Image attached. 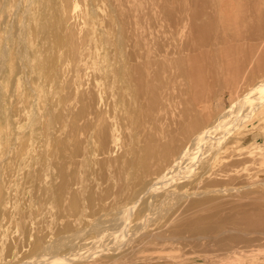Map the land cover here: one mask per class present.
Returning <instances> with one entry per match:
<instances>
[{
    "label": "rangeland",
    "instance_id": "rangeland-1",
    "mask_svg": "<svg viewBox=\"0 0 264 264\" xmlns=\"http://www.w3.org/2000/svg\"><path fill=\"white\" fill-rule=\"evenodd\" d=\"M16 1H18V3L20 1V4H22L23 7L21 6L19 8ZM16 1L15 5L10 3H7L5 5L0 4V61L3 60L4 62H6V64L4 63V66H2L5 68V70L4 68L0 69V71L4 70L6 72V74L4 71L0 72V96L3 95V107L0 110V153L4 149H6L9 144H16V150H13V154H11V158L8 160V166L13 169L12 180L16 181H18L17 179L22 174L19 164L23 158L29 163V168L27 170L31 172L34 170L33 172L37 173L40 165H37L39 160L40 162H43L42 160L45 161V159H52L53 162H58L61 160L59 158L65 159L63 156V152L70 153L74 150V142H72L71 139V142L67 141L69 140V136L73 134L72 126L76 121L75 116L78 110V108H76L77 110L73 109L72 104L75 106L77 102H79V93H81L85 89H88L86 91L88 93V96H93L91 94L94 93L93 91L89 93V88H91L90 84L91 86L95 87L96 84L99 83L100 79L99 81L98 79L96 80L90 72L92 71L93 67H95V64L96 66H104V64L106 63L103 57L98 58L96 55L98 54V52H100L101 44L106 42V40L104 38L102 39L96 33H90L89 35L85 30L82 29L83 25H86V30H89L91 32H96L101 28H107L106 30L111 34L113 44L116 43V45H118L117 49L119 54H127V56L124 58L125 60H127L125 61V63L130 62L129 65L131 64L133 66L137 63H140L141 61H144L142 60L143 58L141 56H143L144 54V56H146L147 53H149L152 58L156 56L155 59L153 58L156 61V53H158V56H160V58H158L156 61L157 69L155 70H160L161 63L163 65V62H161L162 59L163 61L167 62L169 58L167 64L170 60L171 62L173 61L172 59L177 56V54L175 53V49H178L179 51L177 52L181 53V50L185 49V46H187V50H189L191 49V45L195 44L198 39L197 38L196 41L194 40V43L191 41L192 38L194 39L196 38V36L194 37L192 35L191 37V35L188 33L189 26L181 27L182 24H178L176 26L174 25L176 28V30H174L175 28L173 26H169L168 19H165L163 21L164 15L162 16V13L165 10L163 6L171 3H173L174 5H180L179 3H181L182 0H179L180 2L176 0V2L178 3H176L175 0L54 1L56 4L63 5V10L65 6H70L71 3H77L79 5L82 11L78 15L79 17H77L76 14L72 12L68 23L65 22L63 13L57 12V10L53 8L52 4L48 3L49 7L48 5H46V9L45 5H43L42 3H33L34 5L32 4L30 6L31 8L29 7V12H27L29 14H26V9L22 3V1L24 2V0ZM169 1H171V3ZM233 1L234 3L231 4V8H237L240 5V0ZM16 6L20 11L16 10ZM30 11L33 13L31 14ZM124 14L126 16H124ZM103 15L107 17L105 18V20ZM83 16L86 18V20L83 19ZM101 16H103L102 19L104 20V22L101 19ZM123 16L124 18L126 17L125 20L127 21L124 22V24L123 21L125 20H122L124 19ZM150 16H153V18ZM117 18L118 20L119 18L121 19L122 24L117 20ZM165 18H167L166 15ZM105 21H108L109 24ZM43 23L44 27L46 26V30H43L41 28L43 27ZM116 23L120 24V26H118ZM39 24L41 29L39 27L37 28ZM105 24L107 26H105ZM230 24L231 23H229L228 25ZM128 25L130 28L127 27ZM25 26L27 27L25 31V38H28L26 39L27 42L25 41V44L27 43L26 48L28 49L27 52H29V54H27L28 56H30L28 57L30 58V60L28 59L27 61H24L21 55H19L21 50L19 48V45L21 46L19 41L21 42L20 39L22 36L21 27H23L24 30ZM117 27H120V35L118 30L119 28ZM167 28H169L170 30L168 29L167 31ZM230 28L232 30L235 29L236 31L243 30V27L238 24H232L230 25ZM131 29H133V31H131ZM123 30H125L126 34L122 33ZM213 32L216 33H212L213 36L219 33V31L218 33L216 31ZM173 33L176 34L174 35ZM189 35V42L192 44L187 43ZM129 36L133 39L135 38L134 41L132 40L133 43H129V41H131V38ZM48 37L49 40H47ZM71 37L77 40H81L85 43H88L90 41L89 43H94V46L98 48V52H94L92 58H90V60L88 61L87 70L81 74L77 73L76 70H74L76 69V64L75 62H73L72 57L67 54V44L69 43ZM125 38L127 39V41ZM214 38L211 44L214 43L213 46L215 49L217 48L216 52L218 53L213 54L211 57L208 56V58L197 60L198 62L194 59L195 63L193 65L196 67V70L192 74L180 77L177 75L178 77H176L175 74L177 73V71L175 70V74L172 73L174 72L175 68H172L174 64L170 63V65H172L170 66L168 64V67L172 68L168 70H171L169 75L170 77L167 76L166 78L165 75H167L168 71L166 73L164 71L166 68H163V70L161 69L160 72L163 76L160 75L159 80L161 79L162 85L165 81V84H167L166 87L164 84L163 87L165 88H163V91H160L163 97V105L168 110V113L171 114V111H173L176 107H178L180 103H182L181 100L183 99V97H186L184 93L188 90L190 97H210L212 98V105L215 109L217 108V110L227 112V114H230L231 116L235 114L234 117L236 119V122H239V125L237 127L228 125L227 129L223 130L224 133L217 135L209 145L200 147L201 149L198 150V153H209L214 156L223 157L225 163L228 166V170L230 169L229 171L225 170L226 172H228V174L235 173V177H237V175H241L242 177L247 179L246 181L242 182L241 179L238 180L237 178V180L232 181L231 184L229 183L228 185H218L220 187L218 189L224 188L221 190H225L226 188V192L223 194L228 193L233 198L242 196L240 199L250 198V200L254 197H264V98L258 97L256 99V102L254 98H251V100L253 101H248V103L246 102L248 108L247 105H245L246 108L243 105V111L241 110L243 107L240 108V106H242L241 103L239 105V100L237 101V95L240 93L238 91H240L242 87L244 91H247L248 88L257 84L260 76L264 75L262 73V75H256V79L255 77H252L247 81L241 82L237 70V66L242 62L241 55H237V52L235 51L236 49L229 48V43H227L228 46L225 45L226 43H224V45H219V43H216ZM199 39L197 44L199 42L201 44L202 40L200 41ZM119 40L121 41L119 42ZM138 40L141 41L140 44H144L142 45L143 49L140 47L141 45L139 44ZM184 43L185 46H183ZM127 44H129L128 47L130 46L132 47V49L130 47L128 48ZM158 44L164 46L162 47L160 45L159 47H162V53L165 52V55H163V57L160 55V51H158ZM186 44L190 45V48H188V45ZM132 45L135 47H133ZM217 45L219 46L216 47ZM61 46L67 47H65V49L61 51L59 50V47ZM120 46L121 48L119 49L118 47ZM194 46L196 47V44ZM194 46L193 48H195ZM211 46L205 48L211 50ZM5 47L6 50L4 49ZM39 48L40 52H37ZM135 48L137 49V52L139 51L138 54L136 53ZM163 48L165 51H163ZM193 48L191 50L192 52L195 50H193ZM3 49V52H6V58L4 57V53L2 52ZM35 49L37 51H35ZM130 49L133 52L131 53L132 55L129 53L131 52ZM218 49L220 50L218 51ZM31 50L33 52L35 51V53L33 54ZM172 51L173 57L171 55L172 59H170L169 53ZM191 51H188V53L185 54H189V52L191 53ZM134 53V62H132V59L130 58V56H128V54H130L132 57ZM167 54L169 55V57ZM191 54L193 55L194 53ZM20 57L21 63L19 61ZM165 57L168 58L165 59ZM135 60L137 61V63H135ZM139 60L140 62H138ZM158 60L160 64L158 63ZM97 61H99L100 63H97ZM261 61L262 62H258L260 63L259 66L262 64L264 66V59ZM190 62V64L192 65V61ZM17 63L19 64V66ZM131 65L129 66L130 68H132ZM158 66L160 67L158 68ZM6 67L8 70L6 69ZM19 67H21L20 70L22 68L23 70L19 71ZM25 67V70L28 69L27 72L24 71ZM63 67L65 68L64 70ZM156 67L155 63L154 66L151 65V67L149 68L150 73H152V70ZM71 69L75 72H73ZM171 73L173 76L171 75ZM72 74L73 76L71 77ZM74 75L75 77H77L75 78ZM71 78L72 80H70ZM149 78H152L151 80H153V77L150 76ZM236 79H238V81H236ZM159 80L157 82H159ZM94 81L96 82L95 84ZM239 82L241 83L238 84ZM243 82L244 84L242 85ZM12 84L13 88L15 87L14 89L12 88L13 90L11 89ZM162 85L159 84V86L161 87ZM67 87H73L74 89L70 88L72 91H69V88ZM232 87L239 88L235 92L236 89L233 91L234 88L232 89ZM78 90L80 91L77 92ZM244 91L241 92L243 93ZM97 92L98 88L96 91V95L98 96L100 94L99 97H101L104 93L102 89H99V93ZM127 92H129L128 96H126ZM127 92H125V98L127 99L125 100L127 101V104H125L126 101L122 102L116 110L114 109V112L109 108L108 104L105 103L100 104L99 108L96 111L97 120L105 124L107 129H114V127L117 128V135L119 140L117 141V148L115 149V152H109V149L107 148L106 151L109 153V155L107 154L105 158L102 159V162L98 163L95 161L96 145L93 138L89 137L87 144L82 146V149L84 150V162L80 165L79 168L80 171L84 174L82 190L85 193V196H83V199H85L88 194H93V198L96 202V207L98 208H89L86 210H83V208L78 209L75 205L70 206V203H68L67 201L66 204L68 203V205H66L63 201L58 202L57 200L56 203L54 202L55 200H51V202L48 200L41 202L39 200L38 193H34V188H31L30 190H28L29 194L27 193L25 196H23V202L21 201L18 204V208L14 213H10L6 217L0 218V264H54L56 262L55 260H71L72 256L80 254V252L84 250L83 248L85 245L82 244V242H79L78 239L73 238L75 236V233L72 232L74 231V229L79 228L85 230L87 232V235L85 234V238L88 239V241H96V239L98 238H102V240L104 241L107 237V229L104 228V231L102 233L93 232L90 230V223L92 224V222L96 220H106L107 217H111L117 214L118 211L122 208H126L127 210H129L128 212H126V215L130 217V220L133 219V214L139 212V208L142 207L143 200L147 197L145 193H143L144 191L147 192V180H142L141 173L137 170L129 169L126 171V173L122 174L118 162L116 161V158L123 152L122 147L125 144L126 140L128 141L129 139H132L133 142H137L139 137L135 118L138 114L136 112L138 110V105L141 102V98L135 87H132ZM233 92H235V96L233 95ZM242 93L239 95H242ZM115 94L116 93H113L114 96ZM49 97L50 99H48ZM3 98L5 99L3 100ZM65 99H67L68 101H66ZM35 100L36 103H34ZM33 103L34 105L36 104L34 108ZM65 105L69 106L67 107ZM112 105L113 102H111L110 107ZM253 105L256 107H254ZM250 107L252 109H250ZM9 109L11 110L9 111ZM50 111L53 112L50 113ZM241 111L242 116L239 114ZM32 115H35L34 117H36L37 115L36 120H33L34 117H32ZM33 121H35V123ZM79 125L80 127H82L79 133V137L86 138L87 135H90V128L88 125L83 127V122H80ZM13 127H18L23 132V135L19 136L20 138L18 140L16 139L17 143L15 141V137L11 135H5L4 133V131H7L8 128L13 129ZM69 132H71L72 134H69L68 136L67 133ZM225 133H227L229 141L231 142L226 143L225 139L222 138ZM10 140H13V142H11ZM68 143H71L69 147ZM32 147H34L37 152L29 156L30 154L28 150H30ZM64 147L65 150L63 149ZM235 155H240V157L237 156L235 158ZM38 157L39 159L35 160V158ZM62 160L60 162H62ZM60 162H58L57 165L60 164ZM35 165L37 166L35 167ZM227 166L224 167L223 163L224 169H226ZM24 183L25 187L29 186L26 185V181H23V183H21V186H23ZM214 188H217V186H214ZM35 191L37 190L35 189ZM36 196H38V199L36 198ZM83 199L82 196H80V200L82 201ZM138 202L140 203L138 204ZM248 203L249 202H247V204ZM250 204L251 203H249L248 206ZM82 205L84 206L83 202ZM66 206H70V208H66ZM103 209L104 211H102ZM226 215H229V212H226L225 216ZM164 217L165 213L162 214L160 219H163ZM167 217H170V214H167L166 218ZM247 217L242 214L237 215V220L235 221V223L238 225V227L239 225L241 226L239 227V229L237 225L235 226L239 231L243 228L244 231L242 230V232H244L245 235L243 237L244 239L240 238V240H236L234 243L230 242V235L232 234L233 236V234H236L240 236V234H238L240 233L239 231L235 233H229V236L228 233L225 234L226 238L224 234L221 235L223 238H221V236L214 235L217 239H220L217 241L211 240V243L209 245H206V247L204 245L205 243L208 244L210 242L209 240H203L201 241V243L191 242V240L188 238H193V236H191L190 233H187L182 238H180V241L178 242H165L161 245H153V247L148 246L138 249L135 252L136 259L134 260V262L128 264H264V234H260L258 230H255L256 233L255 231L253 232L248 230L246 228L248 224V220H246ZM121 224L119 223L114 227H119ZM128 225L130 226L131 223L128 222ZM128 225L126 227L125 233L127 234V236L132 237L131 234L133 231L129 228ZM148 225L150 227V230H154L159 227V224L155 222H150ZM7 226H9V228ZM231 226L232 228H235L234 225ZM231 226L230 224L226 225V228H231ZM45 227L48 231L44 229ZM43 230L44 232L46 231L45 234ZM71 233L73 234L72 237L70 236ZM39 234L43 235L40 236ZM39 236L40 238L46 240L48 238L47 236H49L48 239L52 240L55 244V246L51 249L47 257L45 258L44 263H40L39 256L36 258L38 253L37 247L39 242H41ZM227 236L229 237V239H227ZM184 238H186L187 240L183 241L182 239ZM258 239L259 242L256 241ZM50 260L53 261L50 262Z\"/></svg>",
    "mask_w": 264,
    "mask_h": 264
},
{
    "label": "bare ground",
    "instance_id": "bare-ground-1",
    "mask_svg": "<svg viewBox=\"0 0 264 264\" xmlns=\"http://www.w3.org/2000/svg\"><path fill=\"white\" fill-rule=\"evenodd\" d=\"M15 1L16 0H0V4L5 5L7 3H10L15 5ZM54 1L56 0H24V2L22 1V3L26 9L25 11L26 14H29L27 12H29L30 10L29 7L33 3H37V4L42 3L43 5H45L46 9H47L46 5H48L49 7V4H52L53 8H55L57 12L63 13L66 23L69 22V18L72 12L75 13L77 17H79L78 15L82 12L77 3H71L70 6L69 5L65 6L63 10L62 9L63 5L56 4ZM169 2L171 3V1ZM178 2L180 1L178 0ZM16 3H18V1H16ZM232 3H234L233 0H182V2L179 3L180 5L178 4L174 5L173 3H171V4H167L166 6H163V8L165 9L163 13H162L163 10L161 11L162 16L164 15L163 21L165 19H168L169 26L171 25L174 28L178 24H182L181 27L189 26L188 33L191 35V37L192 35L194 37L196 36V38L194 39L192 38L191 41L192 42L194 40L196 41L197 38L198 39L201 38L199 39L200 41L202 40L201 44L200 42L197 44L198 42L197 39V42L195 43L196 44L195 47L194 46L195 44L189 42L190 41V35H189L188 37L189 39L187 38L188 39L187 43L192 44L191 49L187 50V46H185V43L183 46L186 47V48L184 47L186 49V52L185 49L182 50L180 49L182 52L178 53L177 51L179 50L175 49V53L177 54L176 56L177 58L176 57H175L176 59L174 58L175 60L171 58V55L173 57V51L169 53L170 59H172L173 61L171 62L170 60L168 64L169 65L170 63L174 64L173 66L172 65L170 66H172V68L173 67L175 68L174 72H172L173 74H175V70L177 71V73L175 74L176 77L188 76L189 74H192L196 70V67L193 65L195 63V60L197 61L200 59L208 58V56L211 57L213 54L218 53L216 52L217 48L215 49L213 46L214 43L211 44L214 37H215L214 40L216 41L217 44L219 43V45L221 44L224 45V43H226L225 45L228 46L227 43H229L228 47L236 49L235 51L237 52V55H241L242 62L237 66L238 76L240 77L241 82L247 81L252 77H255L256 79V75H260V74L262 75V73L264 75V66L263 64L259 66L260 63H258L259 61L262 62L261 60L264 59V0H240L239 2L240 5L237 8H231ZM18 4H20V1ZM18 4L17 6H19L20 8L22 4L20 5ZM19 8H17L16 10H19ZM32 13L33 12H31V14ZM165 15L167 18H165ZM103 16L105 20V18L107 17H105V15ZM103 16H101V19ZM124 16L126 15L124 14ZM150 17L153 18V16ZM83 19L86 20L85 17ZM125 19L126 17L122 20ZM118 21L121 22L122 24L120 18ZM105 22L108 23V21ZM109 22H110V18H109ZM124 22L127 21L126 20L123 21V24ZM229 23H231L230 25L238 24L243 27V30L241 31L239 30L236 31L235 29L232 30L230 28V25H228ZM116 24L120 26V24L118 23ZM42 25L43 27L41 28L43 30L44 29L46 30L45 28L46 26L44 27V23ZM105 26L107 25L105 24ZM38 27L40 28V24L39 26H37V28ZM127 27L130 28L129 25ZM21 28H22V36L20 39L21 42L19 41V43L21 44V46L19 45V48L21 50L19 55H21L24 61H27L28 59L30 60V58H28L30 57L28 56L29 52H27L28 49L26 48L27 43L25 44L26 39H28L25 38L26 37L25 31L27 27L25 26L24 30L23 27ZM117 28H119L118 30L120 35L121 33L120 27ZM82 29L85 30L89 35L90 33L98 34L102 39L104 38L106 42L101 44L100 52H98V48L94 46V43H89L90 41L88 43H85L82 42L81 40H77L71 37L69 43L67 44L68 47L67 46L65 47L68 48L67 54H69L72 57L73 62H75L76 64V69L74 70H76V72L80 74L84 73L88 68L87 67L88 61L90 60V58H92L94 52L95 53L98 52V54H96L97 57L98 58L103 57L106 63L104 64V66L103 65L96 66L95 64V67H93L92 71L90 72L91 75L95 77L96 80L98 79L99 81L100 79L99 83H97L95 87L91 86L90 84L91 88H89L90 89L89 93L93 91L94 93H91L93 96H88V93L86 92L88 89L87 90L85 89L81 93H79L80 94L78 97L79 102H77L75 106L72 104V108L73 109L78 108V110L76 109L77 114L74 112L76 114L75 116L76 121L72 126L73 134L71 132L67 133L68 136L69 134H72L69 136L68 138L69 140L67 141L69 142L71 139L72 142H74L73 144L74 150L70 153L63 152V156L65 159L59 158L63 160L62 162H60L61 160L58 161L60 162V164L58 165H57L58 162H53L52 159L51 160L45 159V161L42 160L43 162L37 160L38 161L37 165L40 164L37 173L33 172L34 170L32 172L27 170L29 168V163L27 160L23 158L19 164V167L21 168L20 171H22V174L20 176L21 178L19 177L17 179L18 181H16V180H12L13 169L8 166V160L11 158L10 156L11 154H13V150L15 149L16 144L15 143L9 144V146L6 147V149H4L0 153V218L6 217L10 213H14L18 208V204L21 201L23 202L24 199L23 196H25L28 193V190H30L31 188H34V193L35 192L38 193L39 200L41 202L45 200H48L50 202L51 200H55L54 202L56 203L57 200L58 202L63 201L66 204L67 201L68 203H70V206L75 205L78 209L81 208H83V210L89 208L97 209L98 207H96V202L93 198L94 197L93 194H88L87 197L83 199V196H85V193L82 190L83 187L82 182L84 179V174L80 171L79 168L80 165L84 162L83 160L84 150L82 149V146L87 144L89 137L93 138L94 143L96 145L95 161L98 163H101L102 159L105 158L107 154L109 155V153L106 151L107 148L109 149V152L110 151L115 152V149L117 148L116 147L117 141L119 140L117 135V128L114 127V129H107L105 124L97 120L96 111L99 108L100 104L105 103L108 104L109 108L114 112V109L116 110L117 107H119V105L122 102H125L127 100L125 98V92L129 91L132 87H135L141 98V102L139 103L138 110L136 112L138 114L135 118V123L139 137L137 142H133L132 139H129L128 141L126 140L125 144L122 147L123 152L121 155H119L116 158V161L118 162L122 174L126 173V171L129 169L137 170L141 173V179L147 180V187H146L147 192L146 191L143 192L147 197L143 200L142 207L139 208V212L133 214L134 217L132 220H130V217L126 215L127 214L126 212H128L129 210H127L126 208H122L118 211L117 214L111 217H107L106 220L105 219L100 221L96 220L93 221L92 224L90 223V227H91L90 230L93 232L102 233L104 231L103 230L104 228L107 229L106 231L107 237L106 240L104 241L102 240V238H98L96 239V241H92V242L91 240L88 241V239L85 238V234L87 235V232L85 230L79 228L74 229V231H72L75 233V236L73 238L78 239L79 242L85 244L83 248L84 250L80 252V254H76L72 256L71 260H55L56 262L54 264H128L134 262V260L136 259L135 252L138 249L142 247L145 248L148 246L153 247V245L155 246L161 245L165 242H178L180 241V238H182L187 233H190L191 236H193V238H188L191 240V242L201 243V241L203 240H209L210 242L207 241L209 243L208 244L205 243L204 245L206 247V245H209L211 243V240L217 241L220 239V238L217 239L214 235L221 236L224 234L226 238L225 234L228 233L229 236V233L238 232L239 231L238 229L241 225H239L238 227L235 221L237 220V215L239 214L245 215L246 217L248 216L246 219L248 220V224L246 226L248 230L253 232L255 230L256 231L258 230L260 234L261 233L264 234V197L261 196L254 197L251 198L250 200V198L240 199L242 196L240 197L238 196V198H233L228 193L223 194L226 192V188L225 190H221L224 188L218 189L220 188L218 185H228L229 183L231 184L232 181L237 180V178L238 180L241 179L242 182L246 181L247 179L242 177L241 175H237V177H235L236 176L235 173H233L234 175L231 172L230 173L232 175L228 174V172H226L225 170L229 171L230 169L228 170V166L225 163L223 157L214 156L209 153H198V150L201 149L200 147L209 145L217 135L224 133L223 130L227 129L228 125H233L234 127H237L239 125V122H236V119L234 117L235 114L231 116L230 114H227V112H222L221 110H217V108L215 109L214 106L212 105V101H211L212 98L210 97H209L210 99L199 96H194L193 98L190 97L188 90L185 91L184 93L186 97H183V99L181 98L182 103H180L178 107H176L173 111H171V114H169L168 110L163 105V97L160 92L163 91V88H165L167 84H165L166 82L165 81L162 85L161 79L159 80L160 75L163 76L160 72L161 69L163 70V68H166L167 70L165 69L164 71L167 73V71L171 68V67L169 68L168 67L169 65L167 64L169 60L168 54H167L168 57H165V59L168 58L167 62L163 61V59L161 61L163 62V65L166 66L167 64V66L165 67L161 63L160 70L159 69L155 70L157 69L156 61L158 58H160V56H158V53H156L157 55L156 61L154 60L156 56H154L153 59L149 53H147L146 56H144L145 54L144 55L142 54L143 56L141 57L143 58L142 60L144 61L141 62L143 63H141L140 60L138 62H140L141 64L137 63V61L135 60V63H137L138 65L135 64L132 66L130 64L132 66V68H130L129 67L130 62L125 63V61L127 60H125L124 57H126L127 54L125 55L119 54L117 49L118 45H116V43L113 44V40L111 39V34L106 30L107 28L106 29L99 28L100 30L96 32H91L89 30L88 31L86 30V25H83ZM168 29L169 28H167V31ZM174 30H176V28ZM131 31H133V29H131ZM213 31H216L217 33L219 31V33L213 36V34L215 33ZM122 33H125V30H123ZM134 39L131 38L130 39L131 41L128 40L129 43L130 42L133 43ZM47 40H49V37ZM120 41L121 40H119V42ZM140 43L141 41H139V44ZM128 45L129 44H127V47ZM140 45H141L140 47L142 48V45L144 44L142 43ZM160 45L159 44L157 45V48L159 49L157 50L160 51L161 53L160 55L163 57V55H165V52L162 53L161 49L164 46L161 45L162 47L159 48ZM219 45H217L216 47H218ZM63 46L59 47V50L63 51L65 49V47ZM193 46L195 48H193ZM210 46H211V50L206 49ZM118 48L120 49L121 46ZM130 48L132 49V47ZM188 48H190V45H188ZM192 48L193 50L195 49L193 52L191 51ZM4 49L6 50V47ZM4 49L2 50V52L4 51ZM219 50L220 49H218V51ZM35 51L37 50L35 49ZM35 51L34 52L32 51V53L34 54ZM135 51L137 54L139 53V51L137 52V49ZM163 51H165L164 48ZM188 51H191V53L194 54L192 55L190 52L189 54H185L188 53ZM37 52H40V48ZM3 53L5 57L6 52ZM129 53L131 54L133 52L131 51ZM130 54H128V56H130V58L132 59L130 60L134 62L133 59L135 53L132 57H131L132 54L131 55ZM21 57L19 58V61ZM195 57L198 59H196ZM192 58L193 60L194 59L195 60L193 61ZM59 59H60V55H59ZM128 61H129V57H128ZM190 61H192V65L190 64L191 63ZM98 62L99 61H97V63ZM4 63L6 64V62H4L3 60L0 61V69L4 68L2 67L4 66L3 65ZM154 63L156 68H154L152 70V73H150L149 68L151 67V65L154 66ZM158 63L160 64L159 60ZM159 67L160 66H158V68ZM20 68L21 67L18 68L19 71H22L23 68L21 70ZM25 69L26 67L24 68V71L27 72L28 69L27 70ZM64 69L65 68L63 67V70ZM4 70L1 71L3 72ZM170 71H168L169 74L167 73V75H165L166 78L167 76L170 77L169 76ZM72 76L73 74L71 75V77ZM150 76L153 77V80H151L152 78L151 79L149 78ZM70 80H72V78ZM158 80L159 82L160 81L161 82L160 83L157 82ZM101 81L102 82L105 81V82L102 83ZM236 81H238V79H236ZM241 82H239L238 84H240ZM95 83L96 82L94 81V84ZM159 84H161L162 87L159 86ZM164 84L165 87H163ZM243 84L244 82L242 83V85ZM12 88H13V84L11 89ZM67 88H69L70 91L73 87H67ZM97 88H98L97 93H99V89L100 90L102 89L104 91V93L102 92L103 95L101 97H99L100 94L98 96L96 95ZM238 88L232 87L233 91L236 89L235 92L238 90ZM242 89L238 91L240 92L239 94L242 93L241 91H244V89L243 90ZM79 91L80 90H78L77 92ZM235 92H233V95ZM244 92L242 93V95L236 94L237 101L239 100L238 102L239 105L240 103L242 105L240 106V108L243 107V105L245 107L248 101H253L251 100V98H254L255 102L258 97L264 98V76H260L257 84L248 88L245 94ZM113 93H116L115 96L113 95ZM128 93L129 92H127L126 96L129 95ZM2 96H0V110L3 107ZM4 99L5 98H3V100ZM48 99H50V97ZM65 100L68 101L67 99ZM111 102H113V105L110 107ZM34 103H36V100ZM125 104H127V101ZM35 105L33 106V108L35 107ZM244 107L241 109L242 111ZM251 107L250 109H252ZM10 110L11 109H9V111ZM242 111L239 113L240 115ZM52 112L50 111V113ZM34 116L35 115H32V117ZM36 117H34L33 120H36ZM33 122L35 123V121ZM80 122H83V127L88 125L90 128V135H87L86 138L79 137V133L82 128L79 125ZM4 133L5 135H11L15 137V141L16 139L18 140L20 138L19 136L23 135L22 130L18 127L15 128L13 127V129L8 128L7 131H4ZM222 138L225 139L226 143L231 142L229 141V137L227 133H225V135ZM11 142H13V140ZM69 145H71V143H68V147ZM63 149L65 150V147ZM28 151L30 154L29 156L37 152L34 147H32ZM237 156L240 157V155H235L234 157L236 158ZM36 159H39V157L35 158V160ZM223 163H224V167L227 166L226 169L223 168ZM37 165H35V167ZM23 181H26V185L29 186L25 187V183L23 186H21V183H23ZM214 186H217V188H214ZM35 189L37 191H35ZM80 196H82L83 199L82 201L80 200ZM37 197L38 196H36V198ZM82 202L84 203V206L82 205ZM247 202L251 204L248 206L249 203L247 204ZM68 203L66 205H68ZM139 203L140 202H138V204ZM70 206L69 207L66 206V208L67 207L70 208ZM102 211H104V209ZM226 212H229V215L225 216ZM163 213H165V217L163 219H160ZM167 214H170V217L166 218ZM128 222L131 223L130 226L128 225ZM150 222L158 223L159 227L157 229L150 230V227L148 225ZM119 223L122 224L119 227H114ZM229 224L230 226L234 225L235 228H232V226L231 228L229 227L226 228V225ZM127 225L133 231L131 234L132 237L127 236V234L125 233ZM235 225H237L238 229ZM7 227L9 228V226ZM44 229L47 230L46 227ZM242 230L243 228L240 229L239 231L240 233H238L240 234L241 237L236 234H233V236L232 234L230 235L231 243H234L236 240H240V238L244 239L243 237L245 233L242 232ZM45 233L46 231L44 232V234ZM208 234H212V235H208ZM39 235L42 236L43 234L42 235L39 234ZM72 235L73 234L71 233L70 236L72 237ZM228 236L227 239H229ZM47 237L49 238V236ZM48 238L47 240L40 238L41 242H39L37 247L38 253L36 258L39 256L40 263H44V260L47 257L48 253L55 246L53 241ZM221 238L223 237L221 236ZM182 240L185 241L187 239L184 238ZM256 241L259 242V239ZM52 261L53 260H50V262Z\"/></svg>",
    "mask_w": 264,
    "mask_h": 264
}]
</instances>
